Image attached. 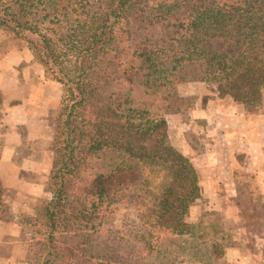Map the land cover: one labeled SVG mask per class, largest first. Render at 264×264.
Here are the masks:
<instances>
[{
  "label": "trees",
  "instance_id": "obj_1",
  "mask_svg": "<svg viewBox=\"0 0 264 264\" xmlns=\"http://www.w3.org/2000/svg\"><path fill=\"white\" fill-rule=\"evenodd\" d=\"M0 26L26 41L47 80L71 92L54 114L55 195L43 215L56 256L47 264L58 260L60 244L58 264H123L104 247L112 233L127 237L129 264H147L155 231L191 235L199 174L171 143L166 120L143 123L141 106L160 105L164 83L223 71L220 94L260 104L264 0H0ZM139 90L151 100L132 97ZM157 160L169 181L160 199L142 198L141 165ZM3 195L0 182V219L8 220Z\"/></svg>",
  "mask_w": 264,
  "mask_h": 264
},
{
  "label": "rangeland",
  "instance_id": "obj_2",
  "mask_svg": "<svg viewBox=\"0 0 264 264\" xmlns=\"http://www.w3.org/2000/svg\"><path fill=\"white\" fill-rule=\"evenodd\" d=\"M12 50L23 52L29 49L26 41L0 26V57ZM36 62L39 71H43V65ZM227 77L228 73L223 71L204 81L164 83L157 92L161 106H141L140 120L143 123L166 120L171 143L191 158L199 174L200 187H206L208 191L206 196L201 194L191 205L193 214H189L187 220L196 224L191 230L192 234L179 237L169 230L155 231L153 241L157 251L156 255L146 258L147 264H264V95L260 104L246 105L235 101L229 94H220L218 85L225 83ZM47 81L55 82L58 87L51 94L56 93L58 97L55 100L60 102V106L50 113L38 139L20 146L19 159H24L26 155L31 158L35 154L38 164L34 171L20 173L17 177L19 182L12 186L39 187L40 190H35L34 198L23 195L20 200L22 204L16 207L17 191L5 189L10 186L0 180L8 220L13 218L21 225V254L24 255L21 264H47L51 254L56 256L53 244L48 243L46 234L50 232L43 214L55 195V187L50 180L58 166L53 151L54 114L71 100V92L60 82ZM140 93L139 90L132 97L138 96L142 102L151 100ZM251 115L257 118L256 139L251 134L252 138L250 136L248 140L241 125H246L245 118H252ZM237 119L240 124H237ZM211 124H216L219 129L215 127L210 134L207 126ZM242 130L244 135L239 134ZM229 132H235L237 135L234 133L230 136L237 139L230 140V136H227ZM241 136L245 138V145ZM250 140L252 144H248ZM226 145L224 156L222 149ZM187 148L190 152L186 151ZM228 155L234 158V166L230 168V164H224L228 168L227 173L220 172L219 163H230ZM248 156L253 159H246ZM212 161L216 168H209ZM141 168L142 177L136 193L145 199H160L169 181L167 165L161 160L145 161ZM211 187H214L215 193L211 192ZM126 212L129 217H136L134 208ZM119 217L116 225L121 223V213ZM111 236V243L104 239L107 240L104 247H109V252L113 247V263L129 264L127 237L115 233ZM62 248V244L57 246L59 261L64 259ZM58 260L54 264H58ZM87 262L75 258L71 264Z\"/></svg>",
  "mask_w": 264,
  "mask_h": 264
},
{
  "label": "crops",
  "instance_id": "obj_3",
  "mask_svg": "<svg viewBox=\"0 0 264 264\" xmlns=\"http://www.w3.org/2000/svg\"><path fill=\"white\" fill-rule=\"evenodd\" d=\"M54 89L56 91L58 89L55 82H49L45 79L44 70L39 71V65L29 50L23 52L12 50L0 57V180L4 185L10 186L4 187L5 189L17 191L16 207H20L22 204L20 200H22L23 195L27 197L32 195L34 198L35 190H40L39 187L12 186L19 182L17 177L20 173L34 171V167L38 164L34 157L35 154L31 158L26 155L24 159H19L17 155H19L18 151L21 145L28 143L29 140L38 139L45 125L44 122L49 118L50 113L60 106V102L57 103L55 100V97H58L55 95L56 93L51 94ZM237 112L240 114L239 111ZM249 118H245L247 119L245 120L246 125H241L248 140L250 136L252 138V135L255 138L254 131L256 130L257 119L253 116ZM237 124H240L239 119H237ZM215 127L219 129L216 124L208 125L207 132L211 134ZM221 130L224 128L221 127ZM234 133L232 132V134ZM232 134L229 132L228 138ZM239 134L244 135L243 130ZM231 136L230 140L237 139H231ZM244 140L245 138L241 136V141L245 145ZM248 144H252V141H248ZM226 149L227 145L222 149L223 155ZM186 151L190 152V149L187 148ZM228 157L230 163H219L220 172L227 173L228 168L224 164H230V168L234 166L232 164L234 158L229 155ZM246 159L252 160L253 157L248 156ZM211 163L209 168H216L215 163L213 161ZM38 168H40L39 165ZM200 188L201 194L206 196L208 194L207 188ZM211 188V192H214V187ZM191 213L193 214L190 210L189 214L192 215ZM21 231L18 220L13 218L10 220L0 219V264H21L24 257L21 254V242L23 241Z\"/></svg>",
  "mask_w": 264,
  "mask_h": 264
}]
</instances>
